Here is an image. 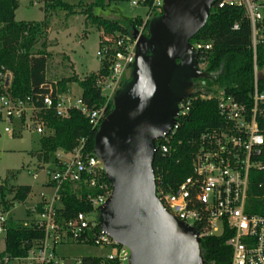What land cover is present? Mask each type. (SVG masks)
I'll return each instance as SVG.
<instances>
[{"label": "trees", "instance_id": "1", "mask_svg": "<svg viewBox=\"0 0 264 264\" xmlns=\"http://www.w3.org/2000/svg\"><path fill=\"white\" fill-rule=\"evenodd\" d=\"M264 2V0H261ZM45 4L43 20H15L18 0H0V73L9 71V85L4 87L0 80V95L6 91L13 98L22 99L28 106L39 107L33 115L44 122L47 133L39 138V147L34 150L43 162L52 169L57 165L56 152L70 151L80 137L86 139L85 151L93 153L94 135L99 127H92L88 119L76 109H70L66 117L58 116L52 108H44L42 97L46 94L69 93L68 85L75 83L80 89L81 98L88 107L98 108L103 104L100 90L96 86L99 76H106L110 61L108 56L99 60L96 71L83 77L74 72L62 75L56 80L46 76L50 53L46 51V29L53 15L79 13L84 17L85 25H93L99 32L98 47L104 37L114 38L116 34L132 33L134 27L142 24V17L127 18L124 21L105 18L94 14L93 6L104 7L105 0H94L87 4H69L63 0H43ZM145 0L144 5H150ZM215 1L210 8L204 26L190 39L191 44H209V49L196 52V62L205 59L203 71L208 75L193 79V92L188 114L172 137L175 151L171 156L155 153L153 170L162 172V187L171 192L188 174H190L192 152L196 139L217 119L215 90L223 87L237 101L250 105L249 92L252 89L254 65L258 72L264 68V9L262 19L256 25L261 38L256 44L255 59L251 42V25L243 6L224 3L219 6ZM161 13L156 14L159 16ZM150 20L144 26L148 30ZM67 24V23H66ZM64 26L65 23H64ZM86 33V30H84ZM111 42V41H110ZM69 64V58L63 55ZM64 65L69 70L68 64ZM47 85L45 87L44 85ZM258 85L264 89V78H258ZM110 102L104 117L113 109ZM103 117V118H104ZM23 120V118H22ZM261 163L249 172L246 210L248 213L264 215V152L259 157ZM13 177V174H12ZM107 180V178L105 177ZM108 182V180H107ZM46 186L53 185L46 181ZM111 187V186H110ZM31 192L30 185H12L5 179L0 183V211L8 213L16 203H23ZM98 193V188L90 187L83 181H67L59 188L60 205L57 209L58 222L64 224L78 212L85 214L93 211L91 196ZM43 201L35 204L36 211H41ZM4 248L0 257L19 260L31 247L41 242L44 230L33 220H15L6 217L4 223ZM99 226L86 228L74 239L77 243L94 244ZM230 233L224 230L220 235H206L200 240V248L205 261L224 263L229 260L230 247L225 243ZM2 264V263H0ZM79 264H118L106 256H83Z\"/></svg>", "mask_w": 264, "mask_h": 264}, {"label": "built area", "instance_id": "2", "mask_svg": "<svg viewBox=\"0 0 264 264\" xmlns=\"http://www.w3.org/2000/svg\"><path fill=\"white\" fill-rule=\"evenodd\" d=\"M129 0L133 6L146 10L142 24L134 27L137 37L116 34L114 38L104 37L103 44L96 50L98 60L108 56L110 65L106 76L96 79L103 104L98 108L88 107L81 98L80 92L74 94L56 93L42 97L44 108H52L58 116L66 117L70 109L82 113L92 127L99 125L107 106L113 102L115 93L121 88L124 71L129 68L135 57V45L144 26L152 15L161 13L163 0ZM219 6L224 3L243 6L251 25V42L255 59L256 44L261 38L258 22L262 19L264 2L261 0H217ZM111 41V42H110ZM196 52L209 49V44H191ZM197 63L203 69L205 59ZM258 71L254 65L252 89L249 92L250 105L240 103L223 87L216 88L215 101L218 119L196 139L192 152L191 169L177 186L168 192L162 187V172L155 173V194L158 200L172 216L183 223L194 227L200 239L206 235H220L224 230L230 233L225 243L230 247L229 260L224 263L205 261L202 264H264V215L248 213L246 198L249 172L260 165V154L264 152V89L258 85ZM2 74L0 73V76ZM46 85V84H45ZM4 87L5 84L3 85ZM190 100L182 99L177 104L175 121L169 132L155 140L154 154L171 156L175 147L172 137L188 114ZM27 110L38 111L39 107L28 106L22 99L11 97L6 91L0 95V120L4 121L6 132H13V125L22 121ZM31 122L37 133H45L44 122L38 117ZM12 125V129L9 127ZM84 137L70 151L56 152L57 165L46 170L47 186L50 193H39L43 201L42 210L31 208L35 221L44 230L41 242L28 249L19 260L36 264H64L54 252V247L65 237L74 239L84 229L97 225L90 215L96 213L111 192L109 182L101 160L94 154L85 151ZM66 155V158H62ZM107 178V177H106ZM83 181L90 187L98 188V193L91 196L93 211L85 214L78 212L74 217L61 224L57 219L60 205V186L67 181ZM5 217L0 215V234L4 233ZM98 226V225H97ZM98 246H110L114 252L105 255L118 264H128L129 250L110 238L101 230L93 241ZM8 261L7 256L0 257V263ZM79 261V260H78Z\"/></svg>", "mask_w": 264, "mask_h": 264}, {"label": "water", "instance_id": "3", "mask_svg": "<svg viewBox=\"0 0 264 264\" xmlns=\"http://www.w3.org/2000/svg\"><path fill=\"white\" fill-rule=\"evenodd\" d=\"M215 1L163 0L161 14L148 26L156 57L145 54L138 38L135 59L140 68L128 87L115 93L113 109L94 135L93 153L111 186L97 208L96 223L129 250L128 264L204 262L196 229L172 216L158 200L152 162L155 140L169 132L177 104L193 92L174 96L171 78ZM130 35L136 38L137 31L132 29ZM8 82L6 76L5 86Z\"/></svg>", "mask_w": 264, "mask_h": 264}, {"label": "rangeland", "instance_id": "4", "mask_svg": "<svg viewBox=\"0 0 264 264\" xmlns=\"http://www.w3.org/2000/svg\"><path fill=\"white\" fill-rule=\"evenodd\" d=\"M69 4L81 5L93 2L94 0H63ZM45 4L43 0H18V7L15 10V20H35L40 21L45 17ZM94 14H100L105 18L124 21L127 18L142 17L146 10L141 7L133 6L129 0H105L104 7L98 5L93 6ZM62 13V12H61ZM59 13L53 15L46 29V51L50 53L47 63L46 76L49 79L66 75L74 72L78 76L83 77L90 72H94L99 67V60L96 56L98 49L99 32L93 25H85L82 14L75 13L67 16V18ZM158 18L157 15L150 17L151 24ZM64 23L66 26H64ZM67 23V24H66ZM86 30V33L84 32ZM139 38L143 39V47L145 54L155 58L156 53L153 50L155 44L151 40L148 30L141 34ZM155 50V49H154ZM139 46L135 47V53L139 52ZM144 53V52H142ZM66 55L69 58V64L63 58ZM151 58V59H152ZM68 64L69 70L64 69V65ZM135 57L129 68L124 71L122 90L126 89L133 77L135 70H139ZM0 76L1 84H5V77L11 78L9 71H3ZM208 76L196 62V49L191 46L189 52H186L178 61L170 81V89L174 96H178L192 90L193 79ZM258 77L264 76V68L258 73ZM9 83V82H8ZM9 85V84H8ZM70 92L78 94L79 87L75 83L68 85ZM33 114L27 110L23 115L20 123L13 125V132L4 130L6 124L0 120V183L7 179L12 185H30L31 192L23 203H16L8 213L0 215L11 217L15 220H32L34 213L31 211L33 205L39 199V193L44 191L50 193L51 189L45 185L47 181L46 170L48 164L39 158L34 150L39 147V138L46 134L37 133L31 123ZM37 118V116H34ZM12 129V125H9ZM62 158H66L64 155ZM13 174V177H12ZM95 219L97 211L89 216ZM4 247L3 234H0V252ZM54 252L58 258L63 260L64 264H79L83 256H105L114 252V249L108 245L98 246L88 243H77L70 238H64L55 247ZM2 264H18L16 259H10ZM22 264H36L34 262Z\"/></svg>", "mask_w": 264, "mask_h": 264}, {"label": "crops", "instance_id": "5", "mask_svg": "<svg viewBox=\"0 0 264 264\" xmlns=\"http://www.w3.org/2000/svg\"><path fill=\"white\" fill-rule=\"evenodd\" d=\"M38 200H39V199H38ZM38 200H37V202H38ZM37 202H36V203H37ZM3 244H4V243H3ZM3 248H4V247H3ZM3 248H2V250H3Z\"/></svg>", "mask_w": 264, "mask_h": 264}]
</instances>
